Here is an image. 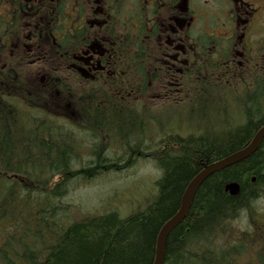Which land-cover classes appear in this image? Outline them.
Masks as SVG:
<instances>
[{"label": "trees", "instance_id": "1", "mask_svg": "<svg viewBox=\"0 0 264 264\" xmlns=\"http://www.w3.org/2000/svg\"><path fill=\"white\" fill-rule=\"evenodd\" d=\"M141 6L127 14L125 26L111 13L104 30L109 40L117 41L115 56L125 64L126 75L115 82L124 93L109 98L103 88L94 92L85 83L78 123L68 121L89 137L91 128L120 142V123L109 112L122 108L123 117L134 118L121 122L128 136L138 139L145 131L135 129L136 119L148 132L156 130V145L140 148L138 139L123 150L115 147L116 158L92 151L85 155L53 114L20 103L18 93L0 91V264H153L157 235L178 211L187 184L206 166L246 148L264 127V96L249 95L243 90L247 85L226 87L232 81L223 77H218L217 90H210L211 80L206 77L208 87L203 77L191 87L193 93L188 89L177 96L170 92L173 97L161 94L150 75L158 53L154 40L163 38L165 30L158 24L171 12L157 0L148 8ZM48 34L59 41L53 53L63 54L69 39L52 28ZM208 54L207 62L216 63ZM53 87L65 95V102L75 97V89L69 92L70 82L64 79ZM102 97L109 107L99 106ZM139 161L159 171L155 194L143 207L125 217L116 211L71 217L65 200L71 183L86 186L101 174L120 173ZM232 184L237 185L234 194L226 190ZM263 208L264 137L253 154L201 183L185 217L167 234L162 264H264Z\"/></svg>", "mask_w": 264, "mask_h": 264}, {"label": "flooded vegetation", "instance_id": "2", "mask_svg": "<svg viewBox=\"0 0 264 264\" xmlns=\"http://www.w3.org/2000/svg\"><path fill=\"white\" fill-rule=\"evenodd\" d=\"M209 1L179 0L175 4L174 0H157L160 8L171 12L169 19H161L158 24L165 30L163 38L154 40L158 53L154 61L156 70L150 75L158 83L171 82L169 89L163 88L159 92L177 96L191 89V80L204 77L206 84V76L217 80L218 77L229 80L246 77L247 88L243 90L249 95L264 96V40H250L244 38L243 30L240 36L237 32L240 24L247 32H257L252 25L256 16L264 14V0H211L216 5V12L222 14L230 28L234 27L230 36L224 38L213 34V29L221 26L217 22L219 16L214 17L210 10ZM151 3L152 0H0V91L25 93L31 84L46 90L49 96L54 92L57 106H71L74 114L79 111L80 100L65 102V95L53 87L60 79L70 82L69 92L76 89L77 84L87 83L94 92L103 88L109 98L123 94L115 82L117 77L126 75L122 70L125 64L115 56L113 47L117 41L109 40L105 31H108L111 13L125 26L127 14L137 13L141 4L148 8ZM62 15L69 17L67 22ZM84 26H88L90 32L83 33ZM51 28L65 40L69 39V45L62 49L63 54L52 51V46L59 41L50 39L48 30ZM210 37L214 40L207 39ZM207 53L213 55L211 58L216 63L207 62ZM37 68L46 71V76L38 78ZM181 81L186 82L187 87ZM232 85L231 82L230 88ZM219 88L209 87L210 90ZM92 91L90 97L94 95ZM99 103V106H110L105 104L103 97ZM122 110L110 109L123 118ZM89 116L94 121V113ZM119 123L120 129H125L121 120ZM134 154L139 156L140 151L134 150Z\"/></svg>", "mask_w": 264, "mask_h": 264}, {"label": "rangeland", "instance_id": "3", "mask_svg": "<svg viewBox=\"0 0 264 264\" xmlns=\"http://www.w3.org/2000/svg\"><path fill=\"white\" fill-rule=\"evenodd\" d=\"M209 5L211 6L210 10L212 11L213 14H215L214 17L219 16L217 22L221 26L214 28L213 34L220 38L229 37L231 34V30L234 29V27L230 28L229 23L227 22L226 19L223 18L222 14L220 12H216V5L213 3V1L210 0ZM263 20H264V14H261L260 16L259 15L256 16V21L252 25V27L253 30L257 32H253V31L247 32L244 30L241 24L238 25L237 28L238 35L240 36L241 30H243L246 34V37L244 38L248 37L250 40L252 38H256L257 40H262V39L264 40V22L262 27H260ZM36 71L38 72V78L42 76L44 77L46 76L45 75L46 71H44L43 69L41 71L39 68H37ZM206 77L208 78V76ZM237 80H239L240 83L242 84L248 82V78L246 77L238 78ZM197 82L198 80L192 82L191 87H194L195 86L194 83ZM169 83L171 82L165 81L163 84L159 82L157 87H159L158 88L159 90L165 87L169 89ZM211 84L213 86H217L218 80L214 79L213 77L211 80ZM76 89L78 90L77 92ZM76 89L74 93L75 97L70 98V100H67L68 103L70 102L76 103L75 101L76 99L80 100V97L84 92V85L77 84ZM164 91L169 92V90H164ZM193 92L195 91L192 89V93ZM55 96L56 95L54 92L51 94V96H49L46 90L34 88L30 84V86L25 89V93L22 92L21 94H18L16 98L19 101L23 99L25 104H27L31 108L38 109L42 112L51 113L52 111H54V113L57 115L62 114L63 116H65L67 120L76 119L77 116L76 114L73 113L71 106L62 105V108L57 106V101H56L57 99L53 98ZM152 99H156V97H153ZM231 103L235 104L234 101H232ZM180 108L183 109L181 103H180ZM234 109H236V107ZM109 114L114 121L121 120V122L129 123L131 122L132 119H134L131 117L122 118L119 114H117L114 111H110ZM59 120L61 121V119ZM214 123L216 124L218 122H214ZM62 124L65 125L66 129L71 133L72 136L75 137L73 139L72 144L75 145L74 142H77L79 145L78 146L79 150L80 151L83 150V153L85 155H90L92 151L96 155H98L97 153H99L102 154L103 156L106 155L108 157L116 158L118 156L113 155V151H115L114 149H117L118 147L130 146L131 145L130 143H133L138 139L140 140L139 142L140 144L144 143L143 145H146V143H150V142L153 143L158 139V137L155 135L156 130L150 128L149 132L146 131L147 129L141 126V124H138L136 119L134 125L137 127L134 128L136 130L137 129L145 130V132L142 131L141 133L142 135L139 136L138 139H136L135 136L133 138L128 136L127 132H123L120 134V138H118L120 141H122V143H117V142L113 143L109 141L106 137L104 138V136L99 135L97 132L94 131V129L92 132H88V135H90V137L84 134V131L86 130L81 131V129H78L80 133L76 134L74 126L63 122ZM217 127L218 126L212 128L213 132L217 131L218 129ZM222 129L223 128L219 127V131H221ZM135 134H139V133H135ZM71 146L72 145H70V147ZM133 157H130L132 161L129 164L133 162L132 159ZM76 159H78L80 162L86 161V158L77 157ZM76 161L77 160H74L73 162ZM158 172L159 171L155 168V166L152 163L139 161L136 162L135 165H133L129 169L124 170L120 173L108 172L101 174L86 186L79 185V183H71L70 188L68 190L69 195L65 198V200L69 202L68 204L70 206L71 217L79 218L89 214L98 215L108 211H116L121 217H125L129 213L135 211L137 208L143 207L146 201L153 198L155 194L154 182L159 176ZM238 226H243V223H241Z\"/></svg>", "mask_w": 264, "mask_h": 264}, {"label": "water", "instance_id": "4", "mask_svg": "<svg viewBox=\"0 0 264 264\" xmlns=\"http://www.w3.org/2000/svg\"><path fill=\"white\" fill-rule=\"evenodd\" d=\"M263 137H264V127H262L256 133L251 143L246 148L234 153L231 156L226 157L220 162L205 167L203 171H201L199 174L193 177V179L187 184L182 194L180 201L181 202L180 208L178 209L176 214H174L171 217L172 219L164 224L163 229L161 230L160 234L157 236L155 258L153 264H162L167 234L175 224H177L179 221H182V219L185 217L188 209L191 206V199L195 195L201 183L212 174L222 170L226 165L242 161L243 159L253 154L256 151ZM226 190L229 191L231 194H234L237 191V185L235 184L228 185L226 186Z\"/></svg>", "mask_w": 264, "mask_h": 264}, {"label": "bare ground", "instance_id": "5", "mask_svg": "<svg viewBox=\"0 0 264 264\" xmlns=\"http://www.w3.org/2000/svg\"><path fill=\"white\" fill-rule=\"evenodd\" d=\"M261 140H262V139H261ZM232 155H233V154H232ZM230 156H231V155H230ZM220 161H221V160H220ZM220 161H217V162H220ZM217 162H215V163H217ZM239 162H240V161H239ZM215 163H213V164H215ZM236 163H238V162H236ZM233 164H235V163H231V164H229V165H226L223 169H225V168H227V167H229V166H231V165H233ZM208 166H209V165H208ZM206 167H207V166H206ZM223 169H222V170H223ZM203 170H204V169H203ZM203 170H202V171H203ZM199 173H200V172H199ZM199 173H198V174H199ZM193 197H194V196H193ZM192 200H193V198L191 199V202H192ZM180 205H181V203H180ZM179 208H180V207H179ZM171 219H172V218H170L167 222H169ZM179 222H180V221H179ZM179 222H178V223H179ZM178 223H177V224H178ZM177 224H175V225H177ZM175 225H174V226H175ZM174 226H173V227H174ZM163 227H164V225H163L162 228L160 229L158 235L160 234V232H161V230L163 229ZM158 235H157V236H158Z\"/></svg>", "mask_w": 264, "mask_h": 264}]
</instances>
